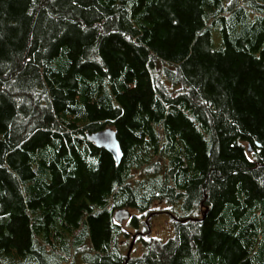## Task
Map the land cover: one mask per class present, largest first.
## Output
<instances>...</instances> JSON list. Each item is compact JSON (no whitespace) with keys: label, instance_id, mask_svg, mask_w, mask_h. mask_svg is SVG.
<instances>
[{"label":"trees","instance_id":"trees-1","mask_svg":"<svg viewBox=\"0 0 264 264\" xmlns=\"http://www.w3.org/2000/svg\"><path fill=\"white\" fill-rule=\"evenodd\" d=\"M82 227L92 264H264V0H0V264Z\"/></svg>","mask_w":264,"mask_h":264},{"label":"rangeland","instance_id":"rangeland-1","mask_svg":"<svg viewBox=\"0 0 264 264\" xmlns=\"http://www.w3.org/2000/svg\"><path fill=\"white\" fill-rule=\"evenodd\" d=\"M164 205H156L152 211H155V215L152 214L146 218L147 221V234L145 233V228H142L140 232L142 235L158 237L161 240H165L173 234V226L170 222L169 217L163 213ZM131 215L135 213L129 210ZM161 211V212H160ZM141 220H144L141 218ZM122 227L128 232V235L119 237L123 245V252L126 255L130 247V256L139 255L142 252V244L139 242L136 232L128 227V221L122 222ZM79 239L77 237H71L68 240V245L64 247H57L58 249H48L45 248V261L46 264H92L91 259L86 251L83 243L87 241V235L83 227L80 231ZM81 239V240H80ZM21 264H37L33 260L23 261Z\"/></svg>","mask_w":264,"mask_h":264},{"label":"water","instance_id":"water-1","mask_svg":"<svg viewBox=\"0 0 264 264\" xmlns=\"http://www.w3.org/2000/svg\"><path fill=\"white\" fill-rule=\"evenodd\" d=\"M85 136L87 140L93 143L96 147L102 148L110 153L115 164L119 165L123 153L117 140L116 133L112 127H105L102 130L87 133ZM248 150L250 151L251 148L248 147ZM131 217L132 215L127 208H119L113 213V218L119 225L122 224L123 221H129ZM130 247L126 252V258L130 257Z\"/></svg>","mask_w":264,"mask_h":264}]
</instances>
